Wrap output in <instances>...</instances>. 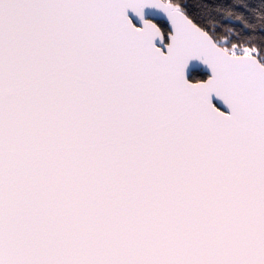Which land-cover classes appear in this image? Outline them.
<instances>
[{"label":"snow or ice","instance_id":"6c2138e0","mask_svg":"<svg viewBox=\"0 0 264 264\" xmlns=\"http://www.w3.org/2000/svg\"><path fill=\"white\" fill-rule=\"evenodd\" d=\"M261 5L0 0V264H264Z\"/></svg>","mask_w":264,"mask_h":264},{"label":"trees","instance_id":"16d2710c","mask_svg":"<svg viewBox=\"0 0 264 264\" xmlns=\"http://www.w3.org/2000/svg\"><path fill=\"white\" fill-rule=\"evenodd\" d=\"M211 3H223L230 5H245L244 7H234L233 15L225 18L224 23L236 30L247 32L251 30L253 35H258L261 26V0H210ZM239 17V19H237ZM204 76V74H196Z\"/></svg>","mask_w":264,"mask_h":264},{"label":"water","instance_id":"95a60500","mask_svg":"<svg viewBox=\"0 0 264 264\" xmlns=\"http://www.w3.org/2000/svg\"><path fill=\"white\" fill-rule=\"evenodd\" d=\"M200 73L204 74L202 71L199 72L198 69L194 71V74H200ZM218 106L221 108V110H224V106L222 104H220L219 102H218Z\"/></svg>","mask_w":264,"mask_h":264}]
</instances>
